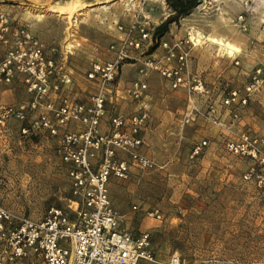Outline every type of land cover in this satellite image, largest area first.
Instances as JSON below:
<instances>
[{"label":"rangeland","instance_id":"rangeland-1","mask_svg":"<svg viewBox=\"0 0 264 264\" xmlns=\"http://www.w3.org/2000/svg\"><path fill=\"white\" fill-rule=\"evenodd\" d=\"M142 2L0 0V12L12 27L24 26L37 37L70 77L67 93L86 101L94 89L86 76L91 63L103 57V50L119 36L116 26H127ZM143 10L152 29L171 13L164 0H146ZM161 38L187 41L192 70L208 92L171 90L159 74L149 72L144 77L146 97L134 102L126 88L139 77L137 65L122 67L116 111L125 115L146 108L150 123L142 152L155 166L134 167L126 180L110 182L119 228L134 236L149 233L154 262L140 264H169L172 255L181 264H264V168L225 147L227 139L241 132L264 139V0H200L170 23ZM210 38L234 45L239 53L229 56ZM2 50L0 45V55ZM248 84L253 91L243 108L230 111L221 106L227 92ZM9 89L11 97L5 102L26 99L21 84ZM194 108L199 114L184 123V115ZM17 129L18 123L11 120L0 148L1 204L31 220L41 219L51 207H62L73 216L74 202L55 141L24 139ZM203 141L206 145L192 156ZM152 207L160 210L161 220L146 215Z\"/></svg>","mask_w":264,"mask_h":264},{"label":"built area","instance_id":"built-area-1","mask_svg":"<svg viewBox=\"0 0 264 264\" xmlns=\"http://www.w3.org/2000/svg\"><path fill=\"white\" fill-rule=\"evenodd\" d=\"M145 2L127 26H116L119 36L103 50V57L91 63L86 76L94 89L86 101L67 93L70 77L37 37L24 26L12 27L0 12V148L5 145L11 120L18 123L19 137L54 140L74 202L73 216L62 207H51L39 220L14 213L0 202V264L154 262L149 233L134 236L120 229L109 198L111 181L126 180L134 167L148 170L155 166L142 152L149 113L143 106L125 115L116 111L117 78L124 65H137L139 77L126 88L134 102L146 97L144 77L149 72L159 74L174 91L204 95L208 90L192 70L184 47L187 41L168 42L154 35L143 10ZM16 83L23 86L26 99L5 102L2 93ZM252 91L253 84L233 89L220 104L237 111L247 104ZM197 114L196 108L190 110L183 122H192ZM212 122L229 129L221 120ZM205 145L204 141L196 145L192 156ZM225 147L264 168L263 138L241 132L237 138L227 139ZM145 213L162 219L156 207L147 208ZM169 264H181L180 258L172 255Z\"/></svg>","mask_w":264,"mask_h":264},{"label":"trees","instance_id":"trees-1","mask_svg":"<svg viewBox=\"0 0 264 264\" xmlns=\"http://www.w3.org/2000/svg\"><path fill=\"white\" fill-rule=\"evenodd\" d=\"M200 0H164L171 10L166 19L154 28V35L159 38L172 22H177L181 17L187 15Z\"/></svg>","mask_w":264,"mask_h":264},{"label":"bare ground","instance_id":"bare-ground-1","mask_svg":"<svg viewBox=\"0 0 264 264\" xmlns=\"http://www.w3.org/2000/svg\"><path fill=\"white\" fill-rule=\"evenodd\" d=\"M209 40L210 43L217 45L220 50L224 51L229 56H232L234 53H239L238 48L228 42H224L223 40L216 38H210Z\"/></svg>","mask_w":264,"mask_h":264},{"label":"crops","instance_id":"crops-1","mask_svg":"<svg viewBox=\"0 0 264 264\" xmlns=\"http://www.w3.org/2000/svg\"><path fill=\"white\" fill-rule=\"evenodd\" d=\"M10 93V95H9ZM9 96L11 97V90L8 89V90H5L3 93H2V99H6V98H9Z\"/></svg>","mask_w":264,"mask_h":264}]
</instances>
